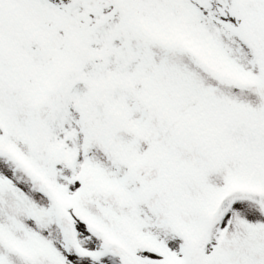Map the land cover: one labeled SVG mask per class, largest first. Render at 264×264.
<instances>
[{"label": "snow or ice", "instance_id": "snow-or-ice-1", "mask_svg": "<svg viewBox=\"0 0 264 264\" xmlns=\"http://www.w3.org/2000/svg\"><path fill=\"white\" fill-rule=\"evenodd\" d=\"M0 264H264V0H0Z\"/></svg>", "mask_w": 264, "mask_h": 264}]
</instances>
